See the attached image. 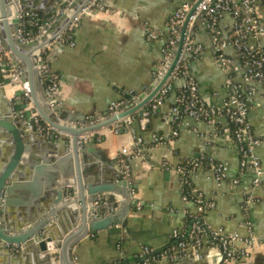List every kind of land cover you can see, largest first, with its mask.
Wrapping results in <instances>:
<instances>
[{"label": "crops", "instance_id": "1", "mask_svg": "<svg viewBox=\"0 0 264 264\" xmlns=\"http://www.w3.org/2000/svg\"><path fill=\"white\" fill-rule=\"evenodd\" d=\"M17 1L14 9L20 8ZM190 1L104 0L103 11L82 16L72 30L71 44L55 40L42 51L50 71L59 77L56 90L50 97L53 96L56 105L62 107L59 115L50 111L48 106L46 111L59 123L74 127L93 122L99 115L104 117L111 101L125 98L126 94L137 97L151 91L160 67L161 47L167 40L165 22L176 8ZM24 3L40 9L35 12L39 15H46L53 4L48 0ZM255 5L257 15L264 23V0H256ZM13 6H10L11 11ZM62 22V19L57 21L50 29L51 33L57 31ZM231 24L230 14L224 13L218 21L221 34L228 33ZM147 30L156 31L157 37L147 40ZM192 39L201 45V50L198 55L188 57V72L196 78L203 101L221 104L227 95L229 78L239 80L240 75L237 71L229 73L215 63L203 17L195 21ZM261 44L264 47V39ZM0 49L4 48L0 45ZM226 53L237 60L233 48L228 47ZM179 84L180 79L176 78L173 89L168 91L144 125L142 115L134 111L109 126L79 136L84 138L79 153L80 177L86 182L103 183L104 175L118 172L117 156L123 152L132 156L129 181L136 187L129 192L128 201L114 192L102 193L103 205L107 209L101 214L112 211L116 221L76 240L71 249L74 264H110L119 258L138 260L143 247L155 253V260L151 255L146 256L147 264H215L221 259V249L208 237H204L201 245L188 255L157 257L174 245L173 231L188 229L195 217H201L210 227L237 233L241 239L253 236L247 247V263L264 264V177L259 185L254 186L249 172L239 175V151L230 139L227 123L222 117L215 125L184 118L177 136H169L171 127L164 116L174 104L175 88ZM0 87V112L5 106L9 107L10 102L14 112L31 123V113L37 111L31 99L28 102L23 99L21 84L6 79ZM38 91L42 101L41 90ZM247 120L253 134L264 138V91L261 89L256 90L250 101ZM25 131L33 136V143L40 146L42 152L46 150V168L34 183L33 171L20 180L32 183L27 192L12 193L6 213L16 230L29 227L48 209L51 210L38 201V195L36 199L32 196L34 190L38 191V183L44 186L62 180L71 184L76 180L74 157L68 149L69 134L56 130L60 136L54 140L36 130L32 132L28 127ZM214 131L215 135L205 136ZM154 135H162L164 143H153ZM137 138L140 144L135 143ZM4 143L0 135V166L6 156ZM253 152L264 171V140ZM191 158L211 159L225 167V177L221 181H217L206 166L198 167L189 175L192 188L212 203L201 212L197 211L195 201L182 198L181 179L175 171L183 160ZM237 175L240 183H231L232 177ZM43 190L42 187L41 196ZM30 194L32 198H27ZM78 205L59 206L57 214L46 225L54 236L62 234L65 237L80 227L79 214L74 213ZM27 215L33 219L29 221ZM32 245L33 249L18 252L0 247V264L61 263L59 256L55 257V263L52 258L44 261L42 254L36 253L37 243ZM237 247L245 245L238 243Z\"/></svg>", "mask_w": 264, "mask_h": 264}, {"label": "built area", "instance_id": "2", "mask_svg": "<svg viewBox=\"0 0 264 264\" xmlns=\"http://www.w3.org/2000/svg\"><path fill=\"white\" fill-rule=\"evenodd\" d=\"M255 2L256 0H191L183 3L169 15L165 22L167 40L161 47L160 67L152 88L169 68L182 34L181 47L167 79L143 106L141 119V123L144 125L148 117L162 103L168 91L173 89L174 80L179 78L180 84L177 89L180 90V93L175 94L174 104L164 116L171 127L169 136H177L178 128L184 118L215 125L216 121L222 117L227 123L228 135L239 151V175L249 172L251 184L254 186L259 185L264 177L262 166L253 152L256 145L264 138L256 137L253 134L247 120L250 101L254 93L257 89L264 91V47L261 44L264 39V23L257 15ZM104 9V0H55L46 15H39L31 11H18V38L26 43H42L39 48L33 51L32 62L41 85L42 79L47 78L46 86H42L45 96L50 97L54 93L59 77L50 71L48 63L42 56L43 49L55 40L68 41L71 44L72 30L80 18ZM224 13L230 14L232 18L230 31L225 35L221 34L218 29V21ZM198 17H203L206 20L215 63L229 73L237 71L240 75L239 80L229 78L227 95L221 104L203 101L196 78L188 72V57L198 55L201 50V45L192 39L193 25ZM61 19H63L62 26L51 33L52 26ZM184 21L186 23L183 28ZM145 37L147 40H153L157 37V33L154 30H147ZM43 38H49V40L42 41ZM228 47L235 50L237 60L227 55ZM0 71L4 73V78L9 82L21 84L23 95L30 99L27 84L21 80V70L15 65L5 49H0ZM129 95V100L121 98L111 101L104 117L129 108L138 101L139 95L137 97L133 94ZM40 119L37 112L31 113L30 124L37 132L54 140L60 136L58 135L60 131L57 130V133L51 126L44 122L42 124ZM114 130L117 131L116 126ZM209 134L215 135L216 133L215 131L208 132L205 136L209 137ZM83 139V137H78V148H81ZM67 141L68 149H70V138ZM164 141L162 135H154L152 138L153 143H164ZM135 143L140 144V139L137 138ZM131 158V155L123 152L117 156L119 174L122 179L128 182H130ZM200 160L199 158L186 159L183 164L175 168L181 179L182 189L184 183L189 181V175L201 166L208 167L217 181L224 179L225 167L222 163L211 159L207 163H203ZM239 175L232 177L231 183H240ZM191 196L192 199H187L183 194L182 198L195 201L199 212L212 204L206 201L194 188H191ZM112 208L113 205L110 206V209ZM172 235L175 238L174 245L157 257L174 258L179 255H188L201 245L204 237H208L221 248L225 263L248 264L246 260L247 247L253 241V236L241 239L237 233L225 232L219 227H210L201 217H195L188 229L174 230ZM238 243L244 244L245 247H237ZM150 251L147 247H143L138 260L119 258L110 264H147V255H151L155 260V253Z\"/></svg>", "mask_w": 264, "mask_h": 264}, {"label": "water", "instance_id": "3", "mask_svg": "<svg viewBox=\"0 0 264 264\" xmlns=\"http://www.w3.org/2000/svg\"><path fill=\"white\" fill-rule=\"evenodd\" d=\"M15 1L0 0V45L9 52L15 61V65L21 70V79L27 84L30 99L38 115L55 130L70 135L69 151H71L75 161L76 180L71 184H66L62 180L55 184L51 183L50 185L46 184L44 186L38 183V191L34 190L32 196L36 199L38 195V201L43 202L44 206L51 208V210L48 209L38 221L30 224L29 227L21 229L22 226L20 229H17L18 231L12 225V222L8 221L6 207L11 204L10 198L12 193L15 191L27 192V189H30L29 186H32V183L39 179L43 170L46 168V158L44 156L46 150L42 152L41 147L33 143V136L25 131L28 127L34 132L35 130L32 124L27 123L23 117L17 115L9 102V107L5 106L0 112V135L4 138V148L6 149V156L2 159L3 161L0 166V247L18 252L23 249L26 250V248L33 249L32 244L36 242L38 247L36 253L42 254L44 261L52 258L55 263V257L59 256L60 264H74L71 249L76 240L81 235L95 233L97 230L107 228L116 221L115 214L112 211L105 215L101 214L107 209L103 205L104 195L102 193L114 192L128 201L129 192L136 187L133 183L122 179L119 170L111 176L104 175V181L101 184L90 181L86 182L83 177H80L79 153H81V149L77 147V139L89 131L109 126L134 111H137L139 116L142 115L143 106L165 82L171 68L176 62L181 47L182 34L180 35L176 52L169 68L159 81L153 85L151 91L146 94H140L138 101L129 108L112 113L106 117L99 115L92 123H82L79 126L71 127L70 125L59 123L57 119L46 111V106H48L50 111L53 113L56 112V115H59L62 107L56 105L53 96L47 97L43 94L41 82L34 69L32 53L42 43L22 42L17 36L19 23L18 11L38 12L41 10L37 9L34 5H29V3L28 5L21 4L22 6L19 9L11 11L10 6ZM27 1L22 0L21 2ZM48 1L49 3H54L55 0ZM185 23L186 21L183 22V28ZM48 40L49 38H43L42 41ZM0 89L2 88L0 87ZM39 89L41 90L43 103L39 95ZM38 153L40 154L35 155ZM31 171H33L32 183L21 182L20 180L26 177ZM42 187L44 190L41 196L40 190ZM32 196L30 194L27 198H32ZM70 203L79 204L78 209L74 213L79 214L78 218L81 225L76 231L69 233L65 237H62V234L54 236L50 228L46 227V225L57 214L59 206H65ZM27 216L29 221L33 219L29 215ZM67 231L65 230V232ZM221 254V259L215 264H226L222 250Z\"/></svg>", "mask_w": 264, "mask_h": 264}, {"label": "trees", "instance_id": "4", "mask_svg": "<svg viewBox=\"0 0 264 264\" xmlns=\"http://www.w3.org/2000/svg\"><path fill=\"white\" fill-rule=\"evenodd\" d=\"M6 79L4 78V73L0 71V84H2ZM47 84V78L45 77L44 79H42V86L45 87ZM175 92L176 94H179L180 93V90L175 88ZM125 98H128V100L130 99V95L126 94L125 95ZM26 102L29 101L28 97H25L23 98ZM40 122L43 124V121L40 119ZM185 160L182 161L181 164L184 163ZM201 162L203 163H207L208 160L207 159H204V158H201L200 160ZM189 182V183H188ZM187 183H184L183 185V190H182V195L185 194L186 195V198L187 199H192V196H191V183H190V180L188 181Z\"/></svg>", "mask_w": 264, "mask_h": 264}, {"label": "bare ground", "instance_id": "5", "mask_svg": "<svg viewBox=\"0 0 264 264\" xmlns=\"http://www.w3.org/2000/svg\"><path fill=\"white\" fill-rule=\"evenodd\" d=\"M21 1H22V0H19V2H20V6H22L21 4L26 5L24 2L22 3ZM16 2H18V1L16 0V1L14 2L13 5H15ZM13 5H12V6H13ZM12 11H16V9H14V6L12 7ZM62 21H63V19H62Z\"/></svg>", "mask_w": 264, "mask_h": 264}]
</instances>
